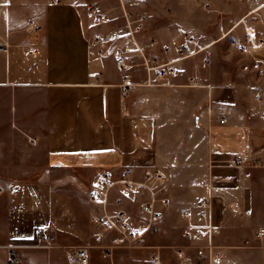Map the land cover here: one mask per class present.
Wrapping results in <instances>:
<instances>
[{
    "label": "crops",
    "instance_id": "0c3cea01",
    "mask_svg": "<svg viewBox=\"0 0 264 264\" xmlns=\"http://www.w3.org/2000/svg\"><path fill=\"white\" fill-rule=\"evenodd\" d=\"M194 3L134 0V39L119 0H0V264H55L67 246L94 243L102 233L83 222L118 200L127 212L150 200L158 222L183 228L211 197L223 254L241 258L246 236L264 253V46L241 54L231 41L243 16L201 22ZM144 55L167 74L148 83ZM128 168L132 180L160 171L163 181L131 193ZM104 174L115 184L92 202Z\"/></svg>",
    "mask_w": 264,
    "mask_h": 264
},
{
    "label": "built area",
    "instance_id": "2783aa9c",
    "mask_svg": "<svg viewBox=\"0 0 264 264\" xmlns=\"http://www.w3.org/2000/svg\"><path fill=\"white\" fill-rule=\"evenodd\" d=\"M134 0H119L120 6L123 9L128 32L135 39V34L138 31L133 27L134 21L130 19L131 14L129 6ZM96 3L91 5V8L96 7ZM206 8H209L210 4L204 3ZM264 9V2L254 8L248 13H257ZM244 18L241 20L243 21ZM31 26L35 29L39 28L36 22H32ZM245 34L243 38H235L231 41V45L236 48L241 54H251L255 48H261L264 46V14L261 15L259 22L252 21L245 23ZM97 39H101V34L96 35ZM138 49H140L137 44ZM0 51L8 52L9 44L4 42L0 44ZM184 53V51H182ZM186 56V55H185ZM144 64L148 72V79L151 83L153 78H163L167 74L166 64L157 62L153 58H148L145 55ZM117 63L120 68H124L126 65V54L124 50L119 49L117 52ZM259 69L260 64L254 62L253 64H245L244 70ZM128 88L125 86L123 94L127 95ZM225 120L222 119L221 122ZM229 163L233 166H240L243 163V157L241 155H233L229 159ZM132 169L128 168L125 172L126 180L125 186L131 193H142L147 189L153 188L156 180L163 181V174L160 171L155 173L147 172L143 181H135L131 179ZM115 182L110 178L108 174H104L98 178L95 184V188L90 192V200L92 202L101 201L103 194H106ZM117 205L119 209L114 213H105L95 217V221L107 232H114L109 238L108 244L105 246V253L109 256H113L114 248L117 247H152L146 243L145 235L148 232H155L159 229L158 219L159 214L154 209V204L150 200H142L138 203V207L141 212L148 215V220L145 228H142L136 224L132 217L128 214L122 205V201L118 200ZM214 200L211 197H204L197 203L196 214L193 215L189 211L184 213V216L190 221L182 228V235L188 240L186 244L174 245V253L178 258L187 259L189 264H223L224 254L222 252V245L216 241V226L213 221ZM257 236H264V228H260L257 232ZM44 246H51L55 241L54 236L47 235L45 237ZM157 251L151 255L148 264H164L163 256L161 252V246H153ZM191 249L187 257L188 250ZM67 256L69 264H90L91 263V250L89 246L77 245L68 247Z\"/></svg>",
    "mask_w": 264,
    "mask_h": 264
},
{
    "label": "rangeland",
    "instance_id": "374dc122",
    "mask_svg": "<svg viewBox=\"0 0 264 264\" xmlns=\"http://www.w3.org/2000/svg\"><path fill=\"white\" fill-rule=\"evenodd\" d=\"M195 6L197 9L191 14L194 18L199 19L201 22L204 20L205 15L211 24H215L216 19L212 18L213 15H216L221 18L225 19L228 23L232 22L233 19L237 16L245 17L244 21H239V26L236 29V32H239V29H244L245 20L246 22L258 21L260 20L261 15H263L264 9L260 10L257 13H252L248 15L249 11L252 8H256L260 6L264 0H195ZM210 1L211 2V11L204 7V2ZM180 8L182 6H186L185 2L179 3ZM253 10V9H252ZM242 19V18H241ZM138 206L134 203L131 204L128 208V212L131 214L133 221L145 228V225L148 220V215H140L138 213ZM159 229L155 232H148L146 237V243L148 245H152V247H117L114 248L113 256L109 257L104 249L105 246L109 242V238L114 234V232H107V231H100L98 225L93 220L91 221H84L83 226L84 229H95L98 232L102 233V237L96 239L94 243L90 242H82L78 243L77 245H91L90 250L91 254V263L90 264H148V261L152 254H154L157 249L153 246H161V252L163 256L164 264H189L187 259L178 258L174 253V245L177 244H186L188 240L182 235V228L176 225L172 221H165L162 220L158 222ZM216 241L219 243L218 238L216 236ZM39 243V242H38ZM36 244V243H34ZM247 245L244 250L247 252L241 253V258H236L233 252H224L225 257L230 261V264H250L252 260H261L264 261V253H251V247L254 244L253 237L246 236L244 245ZM67 246L66 252L62 250L60 253H57L55 256V264H69L68 256H67ZM192 253V250H188V255ZM240 262V263H239Z\"/></svg>",
    "mask_w": 264,
    "mask_h": 264
}]
</instances>
